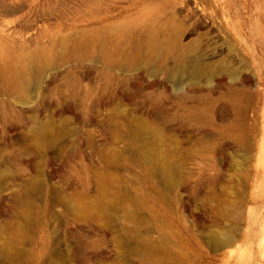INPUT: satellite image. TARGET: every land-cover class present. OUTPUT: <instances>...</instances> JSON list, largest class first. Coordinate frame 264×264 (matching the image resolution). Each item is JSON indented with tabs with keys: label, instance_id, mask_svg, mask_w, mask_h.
Masks as SVG:
<instances>
[{
	"label": "rangeland",
	"instance_id": "1",
	"mask_svg": "<svg viewBox=\"0 0 264 264\" xmlns=\"http://www.w3.org/2000/svg\"><path fill=\"white\" fill-rule=\"evenodd\" d=\"M0 264H264V0H0Z\"/></svg>",
	"mask_w": 264,
	"mask_h": 264
}]
</instances>
